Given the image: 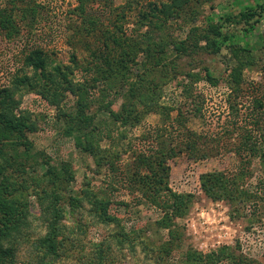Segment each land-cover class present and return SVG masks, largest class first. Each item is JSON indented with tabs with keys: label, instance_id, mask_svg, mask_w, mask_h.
I'll return each mask as SVG.
<instances>
[{
	"label": "trees",
	"instance_id": "1",
	"mask_svg": "<svg viewBox=\"0 0 264 264\" xmlns=\"http://www.w3.org/2000/svg\"><path fill=\"white\" fill-rule=\"evenodd\" d=\"M87 1L78 0L79 5L73 11L86 33H100L94 35L92 43L96 45L89 60L79 65L72 57L73 68L60 63L53 65L54 61L40 47L23 45L17 59L21 71L0 87V264H15L16 253L24 244L29 251L25 264H63L70 259L74 264H113L108 262L112 252L108 240L93 244L89 254L73 255L80 240L75 232L67 230L63 221L68 213L73 215L83 208L84 203L90 206L87 213L98 224L116 226L118 230L109 236L112 241L120 245H133L136 241L131 231L124 230L120 219L111 214L109 198L99 196L88 185L74 195L69 194V185L74 180L70 161H53L44 150L35 148L31 134L58 129L98 167L107 166L114 172L117 154L110 147L102 148L101 142H112V133L118 132V128L138 126L144 112H156L167 122L170 112L177 110L178 116L170 124L173 127L175 122L181 132L179 141L174 144L169 135H157L148 149L134 153L124 172L127 187L138 193L134 197L136 204L151 205L161 213L155 224L158 230L166 231V238L156 251L160 259L184 244V229L176 221L188 214L193 199L189 193L169 188L170 159L182 153H189L190 158L210 157L213 153H205L206 143L215 146L227 135L228 145L236 135L229 150L239 160L235 171L201 174L199 180L206 197L233 205V212H238L237 207L251 196L241 185L247 165L259 161L264 167V93L253 95L246 113H241L242 105L239 108L238 102L243 97V70L254 66V52L264 49V0H227L225 6L207 15H203L204 6L212 10L215 0H125L122 9L136 15L130 33L123 28V12L111 27L97 30L95 19L86 15ZM201 16L200 24L190 25ZM40 21L41 7L36 0H2V39L30 36ZM175 27L185 32V36L181 37V33L175 36ZM223 49L235 64L224 79L229 89L227 105L231 116L223 123L222 132L211 127L200 133L190 131L185 128V118L180 119V109L161 103L163 89L168 83L182 80L179 84L182 95L200 113L199 104L203 101L194 96V86L202 80L216 86L220 80L200 56H215ZM138 54L144 68L140 74L132 71ZM77 70L83 72L80 81L75 79ZM30 93L55 111V124L44 123L40 127L29 110L20 109L22 97ZM68 95L73 98L70 105L64 103ZM117 100L120 104L114 107ZM118 134L119 141L126 138L122 131ZM142 139L146 141L147 137ZM31 200L39 208L38 216L34 217L46 230L43 235L35 232L29 219L33 217ZM74 222L81 230L79 218ZM222 261L258 264L230 246L210 253L187 248L183 253L184 264Z\"/></svg>",
	"mask_w": 264,
	"mask_h": 264
},
{
	"label": "rangeland",
	"instance_id": "2",
	"mask_svg": "<svg viewBox=\"0 0 264 264\" xmlns=\"http://www.w3.org/2000/svg\"><path fill=\"white\" fill-rule=\"evenodd\" d=\"M149 1L159 2L161 0ZM226 1L215 0L212 10L205 5L203 15L225 6ZM124 3L125 0H88L86 15L95 19L97 30H100L111 27V23L123 12L125 14L123 28L130 33L134 29L133 23L136 20V15L135 12H127L122 9ZM1 4L2 0H0ZM36 5L41 7V21L35 26L30 36L20 35L10 41L0 37V87L6 86L8 79L21 71L17 59L23 45L38 46L54 61L53 65L60 63L71 68H73L72 57H75L77 64L83 65L92 55V50L96 45V43H92L94 35L100 33L96 32L90 35L83 30L81 19L73 11L79 5L78 0H36ZM202 20L201 16L190 25L200 24ZM87 28L89 29L90 25ZM262 28H264V23ZM22 29L25 30V28ZM173 29L175 36L179 33H181V37L185 36V32H181L176 27ZM144 31L142 29L141 32ZM254 56L255 65L243 70L241 85L243 97L238 100L239 108L242 105L241 113L247 112L245 109L249 106L253 95L260 96L264 93V49L254 52ZM200 57L204 59V64L220 79L216 86H212L204 80L194 86V96H198L200 98L198 100L203 101L199 104L200 113H196L191 104L192 101L182 95V87L179 86L182 80L179 79L164 87L161 103L180 109L182 114L180 119L185 118V128L190 131L200 133L211 127L215 131L222 132L223 123L228 115L231 116L228 114L227 105L229 89L225 85L224 79L235 64L225 49L215 56L201 55ZM141 63L142 56L138 54L136 65L132 66V71L137 74L142 73L144 68ZM82 75L83 72L77 70L75 79L80 81ZM117 101L114 107H118L120 104V101ZM72 102L73 98L68 95L64 103L70 105ZM20 109L29 110L33 117L38 119L40 127L44 123L55 124V111L45 107L32 93L22 97ZM144 113L138 126L118 128V132L114 130L112 133L114 138L112 142L109 140L101 142L102 148L109 149L108 147H110L117 154L114 157V172L109 171L107 166L98 167L90 156L78 151L73 140L63 137L58 129L29 135L35 148L44 150L52 157L53 161H70L74 180L69 185V194L74 195L85 185H88L99 196L104 195L109 198L111 214L120 219L126 232L131 231L132 235L136 237L133 245L128 243L120 245L112 241L109 236L118 230L116 226L114 224H98L97 220L87 213L90 206L84 203L83 208L75 210L73 215L68 213L63 221L67 230L71 234L75 232L76 237L80 240L73 255L78 257L81 253L89 254L92 252L93 244L108 240L112 247V252L108 255V262L111 261L113 264H184L183 253L187 248L210 253L223 246L235 247L247 259L264 264V167L261 163L255 161L247 165V172L241 185L251 196L245 200L244 205L237 207L238 212H233L235 207L227 202L210 200L200 189L201 174L234 172L235 168L239 166L238 158L229 151L232 143L236 141L235 134L228 141L231 143L228 145L225 144L229 138L227 135L222 136L220 143L215 146L206 143L205 153L208 152L209 155H211L210 152L213 153L210 157L190 158L189 153H182L167 162L170 167L169 188L177 193H189L193 199L188 214L176 221L184 229V244L180 249L172 251L163 259L157 256V248L166 238V231L158 230L155 225L161 213L151 205L136 204L134 197L138 193H132L127 187L124 172L131 162V158L135 156L134 153L139 149H148L152 144L151 140L157 135L167 134L175 144L179 141L181 132L178 131L175 122L173 127L170 124L178 116L177 110L170 112V119L167 122L163 121L164 117L156 112ZM120 131L126 137L121 141L117 136ZM144 136L147 137L146 141L142 139ZM31 201L33 217L29 219L33 223L32 227L35 232L43 235L46 230L41 221L34 217L38 216L39 208L33 200ZM78 218L81 222V230L74 222ZM143 243H146L148 247L144 248ZM28 252V247L25 244L21 246L16 253L15 264H25L28 260ZM63 264H74V260L70 259ZM218 264L227 263L222 261Z\"/></svg>",
	"mask_w": 264,
	"mask_h": 264
}]
</instances>
